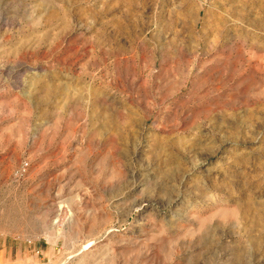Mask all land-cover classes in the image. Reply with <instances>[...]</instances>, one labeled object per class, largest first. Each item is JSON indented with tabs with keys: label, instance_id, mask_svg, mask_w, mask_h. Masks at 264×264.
Instances as JSON below:
<instances>
[{
	"label": "rangeland",
	"instance_id": "rangeland-1",
	"mask_svg": "<svg viewBox=\"0 0 264 264\" xmlns=\"http://www.w3.org/2000/svg\"><path fill=\"white\" fill-rule=\"evenodd\" d=\"M0 264H264V0H0Z\"/></svg>",
	"mask_w": 264,
	"mask_h": 264
},
{
	"label": "built area",
	"instance_id": "built-area-1",
	"mask_svg": "<svg viewBox=\"0 0 264 264\" xmlns=\"http://www.w3.org/2000/svg\"><path fill=\"white\" fill-rule=\"evenodd\" d=\"M27 165H28V163L27 162H24L22 169L26 168Z\"/></svg>",
	"mask_w": 264,
	"mask_h": 264
}]
</instances>
